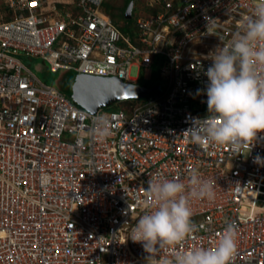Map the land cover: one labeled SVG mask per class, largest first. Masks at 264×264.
<instances>
[{
    "label": "built area",
    "instance_id": "2783aa9c",
    "mask_svg": "<svg viewBox=\"0 0 264 264\" xmlns=\"http://www.w3.org/2000/svg\"><path fill=\"white\" fill-rule=\"evenodd\" d=\"M104 2L0 0V264H146L129 237L149 181L190 187L193 172L213 182L215 198L190 197L196 229L156 255L214 249L232 223L231 264H264V133L237 155L187 132L209 116V53L231 43L256 0H154L134 36ZM22 55L54 73L128 83L157 63L162 89L130 110L93 113L41 82Z\"/></svg>",
    "mask_w": 264,
    "mask_h": 264
},
{
    "label": "clouds",
    "instance_id": "9594fccd",
    "mask_svg": "<svg viewBox=\"0 0 264 264\" xmlns=\"http://www.w3.org/2000/svg\"><path fill=\"white\" fill-rule=\"evenodd\" d=\"M208 58L212 63L204 72L208 81L204 93L209 116L196 118L187 132L196 144L228 146L238 155L244 148L252 149L264 133V0H256L253 15L244 17L242 29L233 34L231 43L218 46ZM101 135L110 132L105 128ZM256 162L264 164V157L257 156ZM189 183L190 187L177 180L149 181L144 214L129 237L144 248L146 264H231L237 251L232 223L227 224L214 249L186 250L173 259L156 255L166 247L180 245L196 229L190 197L215 198L213 182L202 179L199 173L193 172Z\"/></svg>",
    "mask_w": 264,
    "mask_h": 264
},
{
    "label": "water",
    "instance_id": "95a60500",
    "mask_svg": "<svg viewBox=\"0 0 264 264\" xmlns=\"http://www.w3.org/2000/svg\"><path fill=\"white\" fill-rule=\"evenodd\" d=\"M133 8L134 2L131 1L126 10L127 19L132 18ZM161 89L159 83L136 84L124 82L117 77L77 74L71 85L69 97L83 109L96 113L99 109L109 108L119 102L146 99Z\"/></svg>",
    "mask_w": 264,
    "mask_h": 264
},
{
    "label": "rangeland",
    "instance_id": "374dc122",
    "mask_svg": "<svg viewBox=\"0 0 264 264\" xmlns=\"http://www.w3.org/2000/svg\"><path fill=\"white\" fill-rule=\"evenodd\" d=\"M69 1V0H68ZM154 0H135L134 1V12H133V19L135 20L138 16H144L148 14V9H150L149 4L153 2ZM126 0H107V10L110 11L113 20H115L118 24H122V17L123 14V8L125 6ZM70 6V5H69ZM129 6V5H128ZM67 8V6L65 7ZM128 8V7H127ZM127 10V9H126ZM22 61L25 63V65L30 68V70L39 78L41 82H43L46 85H56L62 91L70 96L69 91L71 88L72 83L74 82V79L77 76L76 72H68V71H59V72H52L50 69V65L46 62H44L40 58H29L25 56H20ZM139 71L137 67H133L131 70L130 76L132 78H138L139 77ZM143 76H141V83H145L149 85V80L152 78V69L145 70L142 73ZM156 75L160 77L159 72H156ZM158 76H156V79H158ZM146 79V80H145ZM121 102L107 108L108 111H116L122 108ZM137 103H140L137 100ZM125 105H128V103H124ZM123 104V105H124ZM133 106V104L129 105L128 107Z\"/></svg>",
    "mask_w": 264,
    "mask_h": 264
},
{
    "label": "trees",
    "instance_id": "16d2710c",
    "mask_svg": "<svg viewBox=\"0 0 264 264\" xmlns=\"http://www.w3.org/2000/svg\"><path fill=\"white\" fill-rule=\"evenodd\" d=\"M131 1H135V0H126V2H125V6H124V8H123V13H125V11H126V9H127V7H128V5H129V3L131 2ZM60 2V1H59ZM63 3L61 2V3H59V6H63L62 5ZM107 0L104 2V5H103V7H102V10L105 12V13H107V14H109L110 16H111V18H112V15H111V13H110V11L109 10H107ZM135 9V8H134ZM156 11V8H151V9H148V13H152V12H155ZM112 20H113V18H112ZM136 20V19H135ZM135 20L134 19H131V20H128L127 18H126V16H125V14H123V17H122V24H118L115 20H113L114 21V23L115 24H117L119 27H120V29H121V31L123 32V33H125V34H131V35H133L134 36V23H135ZM159 72V66L157 65V63H154L153 64V66H152V78L149 80V85H155V84H158L159 82H160V77L158 76V75H156V72ZM156 76H158V79H156ZM140 83L142 82L141 80L139 81ZM62 90V89H61ZM155 94H157V92L156 93H154V94H152V95H155ZM124 103H128V105H125ZM136 103H137V101L136 100H134V101H132V100H130V101H124V102H121L120 104H122V108H125V109H127V110H130V109H132V107H134L135 105H136ZM124 104V105H123ZM131 104H133V106H130V107H128L129 105H131Z\"/></svg>",
    "mask_w": 264,
    "mask_h": 264
}]
</instances>
